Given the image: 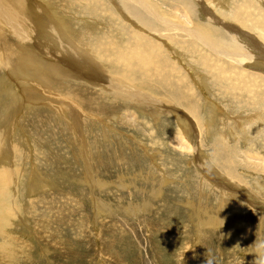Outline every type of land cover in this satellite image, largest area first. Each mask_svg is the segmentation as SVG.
I'll use <instances>...</instances> for the list:
<instances>
[{
  "label": "rangeland",
  "instance_id": "rangeland-1",
  "mask_svg": "<svg viewBox=\"0 0 264 264\" xmlns=\"http://www.w3.org/2000/svg\"><path fill=\"white\" fill-rule=\"evenodd\" d=\"M64 1L23 0L36 31L26 42L9 37L13 57L0 59V145L10 148L0 158V173H18L0 178V264H264V93L249 90L264 79V61L232 63L239 71L227 72L224 85L213 81L197 59L202 55L190 51L195 43L186 33L172 32L169 39L163 37L168 32L154 33L130 13L127 1ZM142 1L153 17L128 5L147 21L164 18L181 28L223 33L212 20L237 26L230 12L242 0ZM260 1L263 6L254 1L250 8L264 12ZM55 28L79 37L72 44L69 35L55 36ZM20 45L25 48L17 50ZM132 53L171 60L179 70L174 77L180 84L186 79L197 98V113L175 99L176 81L171 94L146 90L158 106L113 91L118 83L141 88L145 69L134 64L127 71L121 62ZM83 67L91 77L78 71ZM247 76L251 81L240 86ZM76 87L98 102L108 98L109 107L72 111ZM60 96L69 109L60 107ZM33 179L42 189H32Z\"/></svg>",
  "mask_w": 264,
  "mask_h": 264
},
{
  "label": "bare ground",
  "instance_id": "bare-ground-1",
  "mask_svg": "<svg viewBox=\"0 0 264 264\" xmlns=\"http://www.w3.org/2000/svg\"><path fill=\"white\" fill-rule=\"evenodd\" d=\"M67 1V3H69L70 5L71 4H75V3H80V2H85L88 3L91 1L94 2L93 0H65ZM64 1V2H65ZM128 2V4H133V5H136L137 8L139 9H142V10H146L148 12L147 15H149L150 17H153L154 15V12L151 11V8H145V5H143V1L142 0H125ZM124 1V2H125ZM177 1V0H176ZM214 1V0H213ZM223 1V0H222ZM255 1V2H254ZM258 0H242L240 1L239 3L235 4L234 7L231 9V17H232V20L237 24V26H233V25H230V24H227L223 21H220V22H216L215 20H212V22H214V24L222 27L224 29L225 32H217V30L215 29H190V28H185V27H179L178 24L177 25H171L170 23L167 22V20H164L163 19H159V18H156V21H157V24L154 23V21L152 22L151 20H148L147 19H144V15H142L138 9L134 8L133 6L131 5H128L127 4V9H129L130 13L135 16L136 18H138L141 23L150 28L151 31L153 30L154 33H156V31H160V32H168V34L166 35H163V37L169 39L172 32H184L186 33L192 40L194 41H191V42H194L195 44L191 45V44H188V46H191L190 48V51H192L193 53H197V54H201L202 57H198L197 56V59L204 65V67L206 68V71L209 72V74H211L213 76V81L215 82H223L224 85H226V83H224V79L225 77L229 74H233L234 72H238L239 71V68H236L235 65L233 64H241L243 63L244 61H249V60H255V61H264V12L262 11H255V9H257V6H253V8L251 9L250 8V2H254V3H260L261 6H263L261 4V1L260 2H257ZM218 2V1H217ZM221 2V1H220ZM226 2V1H225ZM96 3H98L96 1ZM222 3V2H221ZM188 4V3H186ZM184 3H182V7L185 9V11L190 15V7L188 5H186ZM190 4V2H189ZM264 4V3H263ZM63 5V3H62ZM67 5V4H65ZM79 5V4H78ZM89 5V4H88ZM87 5V6H88ZM191 5V4H190ZM217 5V3H216ZM68 6V5H67ZM80 6V5H79ZM126 6V5H125ZM233 6V5H232ZM66 7V6H65ZM73 7H76V5H74ZM90 7V6H89ZM193 7V6H192ZM222 8V6H220ZM80 8V7H79ZM93 8V7H92ZM96 8V7H95ZM99 8V7H98ZM97 8V9H98ZM226 8H227V5H226ZM64 9V8H63ZM183 9V10H184ZM207 9V13L209 11V8H206ZM83 10V9H82ZM100 10V9H99ZM251 10V12H250ZM43 11V10H42ZM76 11V10H75ZM156 11V10H155ZM205 12V11H204ZM210 12V11H209ZM249 12V13H248ZM71 13V12H70ZM229 13V14H230ZM28 10L27 8H25V5L23 3V0H0V59H2L3 61H6L7 60H10L13 56V54H10V50L12 51V48L10 47V43H9V37L10 38H13L15 39L16 41H19V42H26L29 40V37H32V35L34 34V32L36 31L34 26H33V22L31 21V18H28ZM67 14V13H66ZM91 14V13H90ZM249 14V15H248ZM187 15V14H185ZM226 15V14H225ZM67 17V16H66ZM70 17V16H69ZM188 17V16H187ZM191 17V16H190ZM161 18V17H160ZM252 19L251 21H253V23L248 20ZM112 20V19H111ZM189 20V19H188ZM231 20V22H232ZM66 21V20H65ZM71 21V20H70ZM118 22V21H117ZM182 23H184L183 21H181ZM66 23V22H65ZM187 23V22H185ZM67 24V23H66ZM90 24V23H89ZM210 24V23H209ZM250 24V26H249ZM180 25V24H179ZM198 25V24H197ZM207 25V24H206ZM181 26V25H180ZM184 26V25H183ZM201 26V25H199ZM198 26V27H199ZM210 26V25H209ZM215 26V25H214ZM200 28V27H199ZM202 28V27H201ZM110 29V28H109ZM117 29V28H116ZM114 29V30H116ZM140 29V28H139ZM142 29V28H141ZM219 29V28H218ZM245 29H254V33L251 34L250 32H247ZM69 29H57L55 28V30L53 31V33L55 34V36H58V35H63L65 38L67 37V35H69L71 38H72V41H70V43H74L76 42V37H79V33H75L73 31L69 32L68 31ZM113 30V31H114ZM82 31V30H81ZM129 31V30H128ZM150 31V32H151ZM220 31V29L218 30ZM52 32V31H51ZM118 32V31H117ZM159 32V33H160ZM57 33V34H56ZM67 33V34H66ZM94 33V32H93ZM128 33V32H127ZM76 34V36H74ZM126 34V33H125ZM130 34V33H129ZM135 34V33H134ZM177 34V33H176ZM85 35V34H83ZM112 35V34H111ZM124 35V34H123ZM132 35V34H131ZM130 35V37H132ZM86 36V35H85ZM84 36V37H85ZM106 36V35H104ZM140 36V35H138ZM109 37V36H107ZM118 37V36H117ZM129 37V38H130ZM55 38V37H54ZM59 38V37H58ZM87 38H88V35H87ZM175 38V37H173ZM243 38H245V42L246 41H250L249 43L251 45L246 44L244 42V40H242ZM79 39V38H78ZM86 39V38H85ZM92 39V38H91ZM125 39V38H124ZM187 39V38H186ZM57 40V38H56ZM140 40V38H139ZM31 41V40H30ZM34 41V40H33ZM82 41V40H81ZM110 41V40H109ZM115 41V39H114ZM146 41V40H145ZM144 41V42H145ZM166 41V40H165ZM79 42H80V39H79ZM112 42V41H111ZM110 42V43H111ZM143 42V43H144ZM13 43V42H12ZM35 43V42H34ZM110 43L108 44V46L104 49L105 52L107 48H109L110 46ZM136 43V42H135ZM141 43V41L139 42V44ZM146 43V42H145ZM144 43V44H145ZM183 43L186 45L187 44V41L183 40ZM200 43L201 45H203V47H205L207 49L208 52H204V53H201L199 52L200 48L196 47V45ZM14 44V43H13ZM91 44H93L91 42ZM113 44V43H112ZM99 45V44H98ZM150 45V43H149ZM152 45V44H151ZM162 45V44H161ZM90 46V45H88ZM113 46V45H112ZM126 46V45H125ZM145 46V45H144ZM156 46V45H155ZM158 46V45H157ZM25 48L24 46L20 45V46H17V50H19V48ZM129 47V45H128ZM146 47V46H145ZM196 47V48H195ZM103 48V47H102ZM134 48V47H133ZM150 46L147 48L149 49ZM155 48V47H154ZM84 49V48H83ZM116 49V47H115ZM143 49V48H142ZM145 49V48H144ZM143 49V51H145ZM156 49H159L156 48ZM155 49V51H156ZM93 50V49H92ZM97 49H95L96 51ZM108 50V49H107ZM111 50V49H110ZM131 50V48H130ZM128 50V53L129 51ZM45 51V50H44ZM91 51V50H90ZM88 50V52H90ZM94 51V53H95ZM136 51V50H135ZM134 51V52H135ZM138 51V50H137ZM153 51V50H152ZM159 51V50H157ZM14 52V51H13ZM17 52V51H15ZM21 52V51H19ZM17 52V53H19ZM72 52V51H71ZM87 52V53H88ZM126 52V51H124ZM132 52V51H131ZM164 52V51H163ZM163 52L159 51L158 53L155 52V54H158V55H161L163 54ZM250 52H255L257 55H253V54H250ZM23 53V52H22ZM48 53V52H46ZM50 53V52H49ZM54 53V52H53ZM97 53V52H96ZM108 53V52H107ZM116 53V52H115ZM119 53V52H118ZM146 53V52H145ZM154 53V52H153ZM24 54V53H23ZM42 54H45L42 53ZM71 54V53H70ZM98 54H99V51H98ZM18 55V54H17ZM47 55V54H45ZM54 55V54H53ZM81 57V54H78V59ZM110 55V54H107V56ZM124 55V54H123ZM20 56V55H19ZM27 56V55H26ZM50 56V55H49ZM90 57L92 56L91 54L89 55ZM112 56V55H111ZM144 56V55H143ZM143 56L140 55L139 53H132V54H129L127 56V58H125L124 60H122L121 62H124L127 64L128 66V69L127 71H131L130 69L133 67V65L135 64V67H138L140 66L139 68L140 69H145L140 76V80L141 83V88L138 90H134L133 88H129V86H126V85H119V83L117 85L115 84H112V90L113 91H118L119 93H126L127 96H134L135 95H139L140 96V99L143 103L147 104V105H156L158 106L159 103L157 101H155L156 99H153L152 97H150V95L148 94L147 95H144L146 93V90L148 89H151L152 90H161L164 88V90L168 93H172L174 90L172 88H175L176 85H175V81L177 82V88H176V91L177 93L180 95H176V100L177 101H183L185 104H188L187 105V109L188 111H190L191 113H197V98L194 94V92L192 91V89L190 91H188L186 85H185V81L186 79L184 80V83L180 84L178 79L174 77V75L176 73H179L178 71V67L171 61V60H165L163 61L161 58L159 57H156V60H151L144 57L143 59ZM150 56V55H149ZM15 57V56H14ZM24 57V55L22 56ZM51 57V56H50ZM49 57V58H50ZM75 57V56H74ZM74 57H72L70 55V58L71 60L74 62L75 61H78L77 59H75ZM84 57V56H83ZM106 57V56H105ZM153 57V56H152ZM21 58V57H20ZM52 58V57H51ZM68 58V59H70ZM88 58V57H86ZM154 58V57H153ZM19 59V58H18ZM55 59V57H54ZM108 59V58H107ZM106 59V60H107ZM116 60V56L115 58H113ZM152 59V58H151ZM17 60V58H16ZM23 60V59H22ZM21 60V61H22ZM44 60V59H43ZM13 61V60H12ZM15 61V60H14ZM20 61V62H21ZM57 61V60H56ZM84 61H86L84 59ZM89 61V60H88ZM91 61V60H90ZM230 61V63L228 62ZM5 62V63H6ZM19 62V64H21ZM83 62V61H82ZM81 62V63H82ZM109 62V61H108ZM118 63H120L119 61H117ZM163 62V63H162ZM251 62V61H250ZM9 63V62H8ZM73 63V62H72ZM78 63V62H77ZM162 63L161 66H159V64ZM233 63V64H232ZM15 64V63H14ZM17 64V65H19ZM44 64V63H43ZM79 64V63H78ZM87 65H90L89 62L86 63ZM85 64V65H86ZM93 64V63H92ZM116 64V63H115ZM114 64V65H115ZM94 65H97L96 63ZM107 65V64H106ZM118 65V64H117ZM246 65H248V63H246ZM24 66V65H23ZM47 66H49L47 64ZM116 66V65H115ZM70 67V66H69ZM79 67V66H78ZM78 67H75V68H78ZM111 67V66H109ZM123 67V66H122ZM125 67V65H124ZM20 68V67H19ZM88 68V67H87ZM108 68V67H107ZM13 69V68H12ZM48 69V68H47ZM105 69V67H104ZM112 69V68H111ZM77 70V69H76ZM90 70V69H89ZM98 70V69H97ZM123 70V69H122ZM136 70V69H135ZM139 69L137 68V71ZM17 71V69H16ZM64 71V70H63ZM79 72H81V74L86 77H91L92 75L87 73L86 72V69L83 68H79L78 70ZM91 71V70H90ZM125 71V70H123ZM135 71V72H137ZM98 72V71H97ZM99 72L101 73V71L99 70ZM98 72V73H99ZM108 72V71H107ZM113 72V71H112ZM111 72V73H112ZM119 72V70H118ZM132 72V71H131ZM228 72V73H227ZM72 73V72H71ZM99 73V74H100ZM255 73V72H253ZM24 74H27V73H24ZM61 74V73H60ZM135 74V73H134ZM183 74V73H182ZM74 75V74H73ZM76 75V74H75ZM123 75H127V72L126 74H123ZM179 75V74H177ZM252 75V74H251ZM120 76V75H119ZM131 76V75H130ZM122 77V76H121ZM184 77V76H183ZM182 77V78H183ZM78 78V77H77ZM76 78V79H77ZM96 78V77H95ZM124 78V77H123ZM129 78V77H128ZM136 78V76H135ZM204 78V77H203ZM243 78V77H242ZM70 79V78H69ZM75 79V78H74ZM238 79V78H237ZM249 79V80H247ZM79 80V79H78ZM99 80V79H98ZM181 80V79H180ZM183 80V79H182ZM244 80H247V81H251L250 78L247 76L245 77L244 79H240V86H242L244 84ZM70 81H72V79H70ZM77 81V80H76ZM83 81V80H82ZM135 81V79H134ZM85 82V80L83 81ZM91 82V81H90ZM118 82V81H117ZM124 82V81H123ZM136 82V81H135ZM228 83H230V81H227ZM239 82V81H238ZM77 83V82H76ZM86 83V82H85ZM84 83V84H85ZM102 83V82H101ZM129 83V82H128ZM152 83H156L157 85H152ZM103 84V83H102ZM106 84V83H105ZM125 84V83H124ZM127 84V83H126ZM131 84V83H130ZM129 84V85H130ZM150 84V86L148 85ZM188 84V82L186 83ZM222 84V85H223ZM238 84V83H237ZM221 86V85H220ZM233 86V85H231ZM103 87V86H102ZM137 87V86H136ZM139 87V86H138ZM235 87V85H234ZM74 88V87H73ZM84 88V87H83ZM83 88H79V87H76L75 90L71 91L70 92V96L74 99V104H70L72 105V111H73V108L77 109L78 111L82 112L81 110H83V107L86 109V112H102L104 111V109H107L109 107L108 103L110 102V100L107 98V99H101L100 102H98L96 96L94 98V96H92L91 93H89V91H87L88 89H83ZM167 88H171V89H167ZM224 88V87H223ZM85 91L87 94L91 95L89 98H86L83 96L82 94V90ZM105 89V88H104ZM232 89V88H231ZM247 90V87L245 88ZM234 90V89H233ZM250 93L252 92H255L258 94L259 93H264V79H260L258 81V83H254L250 86ZM112 91V92H113ZM163 91V90H162ZM228 92H230L229 90H227ZM226 91V92H227ZM12 92V91H10ZM91 92H94L95 91H91ZM161 92V91H160ZM190 92L189 95V98L187 99H184L186 94ZM98 93V92H97ZM96 93V94H97ZM164 93V92H162ZM222 93V92H221ZM118 94V93H117ZM227 94V93H225ZM230 94V93H228ZM233 94V93H232ZM119 95V94H118ZM197 95V94H196ZM231 95V94H230ZM239 95V94H238ZM237 95V96H238ZM244 95V94H243ZM256 95V94H255ZM262 95V94H261ZM13 96V95H12ZM115 95H113L114 97ZM122 96V95H121ZM121 96L119 95V98L121 99ZM182 96V97H181ZM228 96V95H227ZM246 96V95H245ZM17 97V96H16ZM15 97V98H16ZM50 97H53V95H50ZM232 97V96H231ZM255 97V96H254ZM260 97V96H259ZM20 98V97H19ZM41 98V97H40ZM56 98V97H55ZM60 98L62 99L61 100V108H65L67 110L68 108V104H67V100L65 97H61ZM116 98V97H115ZM129 98V97H128ZM136 98V97H135ZM238 98H240L238 96ZM245 97H243L244 99ZM247 98L250 99V96L247 95ZM258 98V97H257ZM51 99V98H50ZM97 101H96V100ZM119 99V100H120ZM132 99V98H130ZM247 99V100H248ZM252 99V98H251ZM16 100V99H15ZM23 100V99H22ZM53 101H55L54 99H52ZM80 100V101H79ZM109 100V102H108ZM246 100V101H247ZM263 100V99H261ZM77 101H79L77 103ZM113 101V100H112ZM111 101V104L113 103ZM115 101V100H114ZM124 101V100H123ZM234 101V100H232ZM236 101V99H235ZM234 101V102H235ZM28 102V101H27ZM36 102V101H35ZM58 102V101H56ZM31 103H34V101H32ZM59 103V102H58ZM73 103V102H72ZM116 103V102H115ZM119 103V102H118ZM123 103V102H121ZM252 103V102H249V104ZM259 103V102H258ZM262 103V102H261ZM235 104V103H234ZM248 104V103H247ZM37 105V104H36ZM80 105H83L82 106V109H80ZM113 105V104H112ZM253 105V104H251ZM70 107V106H69ZM161 107V106H160ZM255 107V106H254ZM261 107V106H260ZM8 108V107H7ZM239 108V107H238ZM252 108V107H251ZM69 109V108H68ZM114 109V108H113ZM258 109V107H257ZM70 111V110H69ZM85 111V110H84ZM70 113H73V112H70ZM85 113V112H84ZM89 113V114H90ZM87 114V113H86ZM88 114V115H89ZM94 115V113H92ZM96 114V113H95ZM101 114V113H100ZM72 116V115H71ZM91 116V115H90ZM257 117V115H256ZM97 118V116H96ZM95 118V119H96ZM252 118V117H251ZM98 119V118H97ZM17 121L18 118L16 119ZM245 120V119H244ZM180 123L181 124H184V121L183 120H180ZM18 124V123H17ZM66 124V123H65ZM82 125V124H81ZM106 125V124H105ZM16 126V125H15ZM77 126H80V125H77ZM184 126V125H183ZM189 126V125H187ZM13 127V126H12ZM184 129V128H183ZM14 130V129H13ZM71 131V130H70ZM17 132V131H16ZM11 135V134H10ZM5 139V137H4ZM3 139V140H4ZM7 140V139H6ZM82 140V139H81ZM186 140V139H185ZM184 138H182V142L185 141ZM9 141V139H8ZM1 144V143H0ZM5 144V143H3ZM216 145V144H215ZM5 145H0V158L1 160H5L4 158V153L8 150L9 148V144L7 145L8 147H5ZM15 146V145H14ZM18 146V145H17ZM16 146V149H19V147L17 148ZM28 147V146H27ZM10 149V148H9ZM12 149V148H11ZM15 150V148H14ZM20 150V149H19ZM18 150V151H19ZM22 150V149H21ZM17 151V152H18ZM31 151V150H30ZM15 152V151H14ZM68 152V151H67ZM16 153V152H15ZM14 153V154H15ZM21 153V152H20ZM17 155V154H16ZM225 155V154H224ZM25 156V154H24ZM223 156V155H222ZM15 157V156H14ZM17 157V156H16ZM14 158H12L13 160ZM27 159V158H26ZM14 161V160H13ZM19 161V160H18ZM26 161V160H25ZM14 163V162H13ZM16 165V164H15ZM66 165V164H65ZM9 167V166H8ZM4 168V167H3ZM10 168V167H9ZM34 175H35V172L33 171ZM18 173L17 172H14V171H10L9 169H5L2 173H0V178H8V179H11L12 176L14 175H17ZM33 175V176H34ZM34 180L35 183H34ZM33 187L32 189L35 190L39 185H42L41 184V180L40 179H33ZM16 186V185H15ZM13 189V188H12ZM38 189H42L38 187ZM10 202V201H9ZM13 204V203H12ZM16 205V204H15ZM17 207V205H16ZM15 207V208H16ZM234 223V222H233ZM212 226V225H211ZM9 233V232H7ZM53 240V238H52ZM20 241V240H19ZM66 246V245H65ZM257 246V245H256ZM53 248V247H52ZM247 249V248H246ZM13 259H17L16 256H12Z\"/></svg>",
  "mask_w": 264,
  "mask_h": 264
},
{
  "label": "clouds",
  "instance_id": "clouds-1",
  "mask_svg": "<svg viewBox=\"0 0 264 264\" xmlns=\"http://www.w3.org/2000/svg\"><path fill=\"white\" fill-rule=\"evenodd\" d=\"M206 264H211V261H207Z\"/></svg>",
  "mask_w": 264,
  "mask_h": 264
}]
</instances>
